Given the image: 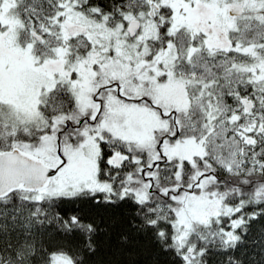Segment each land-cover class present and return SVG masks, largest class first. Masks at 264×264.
<instances>
[{
  "label": "snow or ice",
  "instance_id": "1",
  "mask_svg": "<svg viewBox=\"0 0 264 264\" xmlns=\"http://www.w3.org/2000/svg\"><path fill=\"white\" fill-rule=\"evenodd\" d=\"M0 264H264V0H0Z\"/></svg>",
  "mask_w": 264,
  "mask_h": 264
}]
</instances>
